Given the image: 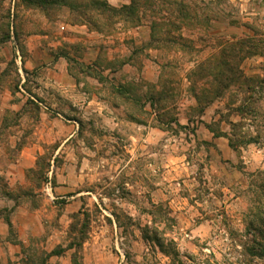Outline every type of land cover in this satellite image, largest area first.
<instances>
[{
	"label": "rangeland",
	"instance_id": "1",
	"mask_svg": "<svg viewBox=\"0 0 264 264\" xmlns=\"http://www.w3.org/2000/svg\"><path fill=\"white\" fill-rule=\"evenodd\" d=\"M261 230L264 0H0V264H264Z\"/></svg>",
	"mask_w": 264,
	"mask_h": 264
},
{
	"label": "trees",
	"instance_id": "2",
	"mask_svg": "<svg viewBox=\"0 0 264 264\" xmlns=\"http://www.w3.org/2000/svg\"><path fill=\"white\" fill-rule=\"evenodd\" d=\"M133 5H134V3H133ZM128 9H129V8H128ZM130 9H131V7H130ZM260 237H261V238H264V231H263V230H261V232H260ZM258 245L260 246V249H259V251L257 252V255H258L259 257H261V258H264V242H261V243H259ZM52 254H56V252H53Z\"/></svg>",
	"mask_w": 264,
	"mask_h": 264
},
{
	"label": "crops",
	"instance_id": "3",
	"mask_svg": "<svg viewBox=\"0 0 264 264\" xmlns=\"http://www.w3.org/2000/svg\"><path fill=\"white\" fill-rule=\"evenodd\" d=\"M93 103V102H92Z\"/></svg>",
	"mask_w": 264,
	"mask_h": 264
}]
</instances>
